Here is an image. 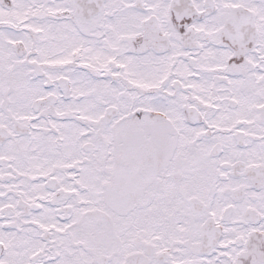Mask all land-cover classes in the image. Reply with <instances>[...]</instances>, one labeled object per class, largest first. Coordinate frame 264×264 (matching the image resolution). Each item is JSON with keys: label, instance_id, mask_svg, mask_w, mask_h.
Instances as JSON below:
<instances>
[{"label": "snow or ice", "instance_id": "6c2138e0", "mask_svg": "<svg viewBox=\"0 0 264 264\" xmlns=\"http://www.w3.org/2000/svg\"><path fill=\"white\" fill-rule=\"evenodd\" d=\"M0 264H264V0H0Z\"/></svg>", "mask_w": 264, "mask_h": 264}]
</instances>
